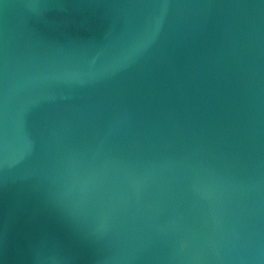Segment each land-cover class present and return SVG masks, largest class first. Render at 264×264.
I'll use <instances>...</instances> for the list:
<instances>
[{
    "label": "water",
    "instance_id": "obj_1",
    "mask_svg": "<svg viewBox=\"0 0 264 264\" xmlns=\"http://www.w3.org/2000/svg\"><path fill=\"white\" fill-rule=\"evenodd\" d=\"M233 228L264 264V0H0V264H219Z\"/></svg>",
    "mask_w": 264,
    "mask_h": 264
},
{
    "label": "clouds",
    "instance_id": "obj_2",
    "mask_svg": "<svg viewBox=\"0 0 264 264\" xmlns=\"http://www.w3.org/2000/svg\"><path fill=\"white\" fill-rule=\"evenodd\" d=\"M110 169V164L108 162H105L103 165L101 171L107 172ZM137 199H139V195H137ZM213 224V231L217 230L220 227V220L216 217H213L212 220ZM95 235V233H93ZM241 240L240 233L237 229L233 228L230 230V232L227 234V237L225 238V241L223 245H219L216 243H212L209 248V256L208 257H201L199 254L195 257H189L190 260H196L199 261L201 259H215L219 262V264H224L225 259L228 258V256L231 255L232 252H239L240 246L239 241ZM229 244H231V247L229 248ZM137 249H133L129 255L126 257L128 260H136L138 259V256L136 255ZM227 253V255H226ZM258 255L253 258H259L260 254H264V250H257ZM235 259H238L240 261V264H245L246 257L237 255L234 257ZM69 261H74L76 259L75 256H69L67 258Z\"/></svg>",
    "mask_w": 264,
    "mask_h": 264
}]
</instances>
